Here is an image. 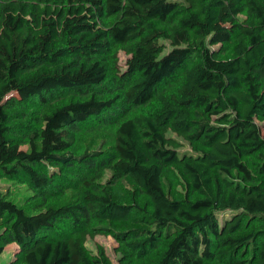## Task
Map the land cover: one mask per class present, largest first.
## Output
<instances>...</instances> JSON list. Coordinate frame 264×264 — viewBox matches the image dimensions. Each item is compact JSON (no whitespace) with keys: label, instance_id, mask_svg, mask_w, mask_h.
<instances>
[{"label":"trees","instance_id":"obj_1","mask_svg":"<svg viewBox=\"0 0 264 264\" xmlns=\"http://www.w3.org/2000/svg\"><path fill=\"white\" fill-rule=\"evenodd\" d=\"M88 126L114 150L75 154ZM20 177L7 264H113L97 235L119 264H264V0H0V182Z\"/></svg>","mask_w":264,"mask_h":264},{"label":"rangeland","instance_id":"obj_2","mask_svg":"<svg viewBox=\"0 0 264 264\" xmlns=\"http://www.w3.org/2000/svg\"><path fill=\"white\" fill-rule=\"evenodd\" d=\"M163 43L166 44L167 49L169 50L171 48L170 43L163 41ZM213 49H219L221 48L220 45L212 47ZM128 55L124 52L121 51L119 53V65L121 71H124L126 69V61L128 59ZM110 96V95H108ZM111 97V96H110ZM93 124L90 125L92 127ZM89 126L85 128L84 131L81 132L78 138V142L76 146L72 149V151L75 154H81L85 150L90 149V150H96L99 149L102 152H112L114 150V145H115V126H104L101 129L98 130H93L90 131ZM171 135V133H170ZM176 136L175 134H172ZM182 143H184L185 146L182 147L181 151H188L190 150L188 144L184 141L181 140ZM22 148L28 149V146L23 145ZM55 170L63 174V170L60 168H55ZM170 177V176H169ZM74 179V178H73ZM23 178H17V179H12V180H3L0 182V185H5L8 186L9 188L14 190L12 199H14L17 203L20 205H23L27 202L28 198L30 195H32V192L30 189L27 187L26 184L23 182ZM173 181H176L177 183L179 182V179L174 180L172 177H170L169 180H167V183L169 184L170 187H175V183H172ZM75 189L70 192V198L71 200L75 198L77 195L78 191H81L83 189V185L81 182H76L74 183ZM126 190H123L119 192V196L121 199H126V196L131 193L132 189H135L134 185L129 183L127 185ZM177 189H182V187L178 184L176 186ZM139 204L145 205L149 203V200L145 196H140L137 198ZM233 208V205L226 206L224 209L225 211L222 212L224 215H229L230 214V209ZM220 217H224L221 215ZM101 244L105 247L107 254L111 258L113 264H119V258H120V253L118 252V243L115 240V238L111 235H97L95 238L88 237L86 246L89 251L96 253L97 252V245ZM17 250L16 245H8L3 253L2 256H0V264H7L11 259H13L15 252Z\"/></svg>","mask_w":264,"mask_h":264}]
</instances>
